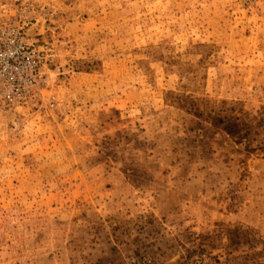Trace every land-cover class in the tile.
I'll use <instances>...</instances> for the list:
<instances>
[{
    "label": "rangeland",
    "instance_id": "374dc122",
    "mask_svg": "<svg viewBox=\"0 0 264 264\" xmlns=\"http://www.w3.org/2000/svg\"><path fill=\"white\" fill-rule=\"evenodd\" d=\"M26 1L0 264H264V0Z\"/></svg>",
    "mask_w": 264,
    "mask_h": 264
},
{
    "label": "built area",
    "instance_id": "2783aa9c",
    "mask_svg": "<svg viewBox=\"0 0 264 264\" xmlns=\"http://www.w3.org/2000/svg\"><path fill=\"white\" fill-rule=\"evenodd\" d=\"M26 0H0V113L23 104L33 88L45 84L55 53L28 32L37 19Z\"/></svg>",
    "mask_w": 264,
    "mask_h": 264
}]
</instances>
